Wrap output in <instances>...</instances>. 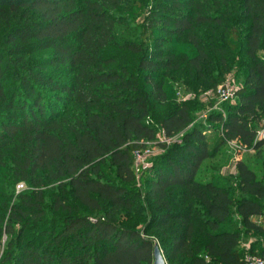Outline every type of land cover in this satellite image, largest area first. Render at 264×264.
<instances>
[{"label": "trees", "instance_id": "trees-1", "mask_svg": "<svg viewBox=\"0 0 264 264\" xmlns=\"http://www.w3.org/2000/svg\"><path fill=\"white\" fill-rule=\"evenodd\" d=\"M262 49L264 0H0V264H153L155 244L165 264L264 260ZM236 52L243 86L209 138L163 77L215 89ZM157 128L178 139L137 188ZM232 142L256 154L235 163L234 196L211 167Z\"/></svg>", "mask_w": 264, "mask_h": 264}, {"label": "rangeland", "instance_id": "rangeland-1", "mask_svg": "<svg viewBox=\"0 0 264 264\" xmlns=\"http://www.w3.org/2000/svg\"><path fill=\"white\" fill-rule=\"evenodd\" d=\"M171 49L175 51L180 59L186 57L192 53L191 47L182 41H175ZM257 56L264 59V49L258 51ZM242 57L238 52L235 53L233 66L230 68L229 73L223 75L220 78V82L217 84L215 89H211V84H201L198 87H191L185 80H189L185 74L178 72H169L163 77V81L168 92V95L174 97L178 101H184L191 105L193 120L192 125H200L203 128L207 137H214L217 133L221 131V126L219 124L211 123L208 121L211 114L222 113L225 114V110L229 105L236 103V92L242 88L243 81L246 75V62L241 59ZM209 77L216 78L215 71H210L207 73ZM227 86L230 88L233 94V98L228 101L220 100L216 95V90L220 86ZM155 125L151 121L148 123ZM264 129V121L258 126L257 131ZM178 137L173 140H165L163 133L157 128L156 141L154 143H149L146 149L149 150V154L143 157V160L136 166H134L135 172V183L137 188H141L143 185L144 178L148 175V170L152 166V162L155 161L156 157L162 153V150L158 148V143H166L170 145L172 142L177 141ZM245 160L249 163L256 161V154L253 150L249 148H242L236 142L228 143L224 146L220 153L211 161V167L216 166L221 175L229 177L230 183L233 185L231 189L232 196L237 195L236 191V169L235 163L239 160ZM210 163V161L206 162ZM206 165V164H205ZM210 165V164H209ZM149 176V175H148ZM26 188L22 186V189H17L18 192L25 190ZM122 225H127L139 231H143L147 223L146 219L140 215H126L122 217ZM233 225L237 222V219L233 217ZM249 241L242 242V248L246 250L249 248L246 244Z\"/></svg>", "mask_w": 264, "mask_h": 264}, {"label": "built area", "instance_id": "built-area-1", "mask_svg": "<svg viewBox=\"0 0 264 264\" xmlns=\"http://www.w3.org/2000/svg\"><path fill=\"white\" fill-rule=\"evenodd\" d=\"M217 97L222 101H228L233 98L232 91L227 86H220L216 90ZM264 139V129L256 132V140ZM149 154V150L144 149L134 153V166L138 165L145 155ZM23 185H18L17 189H22ZM244 264H264V260L247 254L244 258Z\"/></svg>", "mask_w": 264, "mask_h": 264}, {"label": "water", "instance_id": "water-1", "mask_svg": "<svg viewBox=\"0 0 264 264\" xmlns=\"http://www.w3.org/2000/svg\"><path fill=\"white\" fill-rule=\"evenodd\" d=\"M153 258H154L153 264H165V261L161 255L160 249L158 245L156 244L154 245V248H153Z\"/></svg>", "mask_w": 264, "mask_h": 264}, {"label": "crops", "instance_id": "crops-1", "mask_svg": "<svg viewBox=\"0 0 264 264\" xmlns=\"http://www.w3.org/2000/svg\"><path fill=\"white\" fill-rule=\"evenodd\" d=\"M252 242V239L249 240L248 244H246L247 246H249V244ZM245 247V246H244Z\"/></svg>", "mask_w": 264, "mask_h": 264}]
</instances>
